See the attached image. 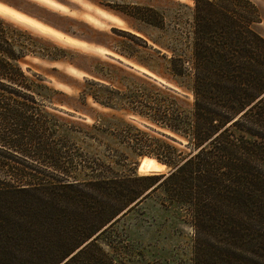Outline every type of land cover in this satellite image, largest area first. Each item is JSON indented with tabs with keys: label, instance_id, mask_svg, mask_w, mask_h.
Returning <instances> with one entry per match:
<instances>
[{
	"label": "trees",
	"instance_id": "16d2710c",
	"mask_svg": "<svg viewBox=\"0 0 264 264\" xmlns=\"http://www.w3.org/2000/svg\"><path fill=\"white\" fill-rule=\"evenodd\" d=\"M259 23L260 11L250 0H195L189 42L184 43L191 56L173 54L170 60L171 75L188 81L193 110L148 109L154 122L189 139L193 152L183 155L129 128L134 134L127 132L124 139L131 149L144 148L141 154L174 171L163 178L78 181L70 178L71 170L83 172L87 161L78 151L52 147L58 144L54 138L72 144L45 112L41 94L47 88L20 66L36 45L0 16V177L8 178L0 179V206L1 200L6 203L0 208V264H126V245L114 236L115 224L88 241L155 184L153 191L162 188L172 204L185 209L199 235L238 234L231 222L241 208V235L230 242L235 246L238 238H246L253 247L263 245L264 226L255 236L247 235L251 219L264 224V38L255 29ZM55 172L57 183L49 182L46 175ZM135 180L148 184L137 188ZM64 230H72L71 235ZM200 252L206 258L204 244ZM233 257L228 251V264H250Z\"/></svg>",
	"mask_w": 264,
	"mask_h": 264
},
{
	"label": "rangeland",
	"instance_id": "374dc122",
	"mask_svg": "<svg viewBox=\"0 0 264 264\" xmlns=\"http://www.w3.org/2000/svg\"><path fill=\"white\" fill-rule=\"evenodd\" d=\"M194 10L195 0H0V16L30 35L36 45L35 53L23 58L20 66L30 79L47 88L41 94L45 112L73 145L54 138L58 144L52 147L78 151L87 161L88 169L71 170L70 178H163L172 173V166L141 154L144 148L136 146L134 150L125 143L126 133L134 134L129 128L145 132L183 155L193 152L189 139L154 122L148 109L161 107L163 111L164 105H169L186 113L193 110L188 81L171 75L170 60L173 54L191 56L184 43L189 42L186 34L191 31ZM255 29L264 36V22ZM48 156L54 157V153L49 151ZM153 161L164 164L166 171L153 174ZM36 171L37 177L43 178L41 169ZM57 175L46 176L57 183ZM146 184L133 183L137 188ZM157 186L146 189L141 201L121 211L88 242L115 224L114 236L126 245V264H228V251L239 263L264 264L259 260L264 244L253 247L246 238H238L235 246L230 242L231 236L241 235V208L235 207L231 222L238 234L226 230L205 237L162 188L153 191ZM1 202L0 208H4L6 203ZM137 203L140 205L130 211ZM247 224L248 236H255L264 226L253 219ZM71 232L63 231L65 236ZM203 244L207 248L204 259L200 258Z\"/></svg>",
	"mask_w": 264,
	"mask_h": 264
},
{
	"label": "bare ground",
	"instance_id": "6f19581e",
	"mask_svg": "<svg viewBox=\"0 0 264 264\" xmlns=\"http://www.w3.org/2000/svg\"><path fill=\"white\" fill-rule=\"evenodd\" d=\"M145 158V157H144ZM143 159V158H142ZM141 164V163H140ZM166 171V166L161 165L160 163L153 161L151 166V172L156 174H162Z\"/></svg>",
	"mask_w": 264,
	"mask_h": 264
},
{
	"label": "crops",
	"instance_id": "0c3cea01",
	"mask_svg": "<svg viewBox=\"0 0 264 264\" xmlns=\"http://www.w3.org/2000/svg\"><path fill=\"white\" fill-rule=\"evenodd\" d=\"M262 0H253V2L259 7L260 15H261V23L257 24L256 26H260L263 24L264 20V2H261ZM257 31V30H256ZM258 32V31H257ZM261 35V34H260ZM263 38L264 36L261 35Z\"/></svg>",
	"mask_w": 264,
	"mask_h": 264
},
{
	"label": "water",
	"instance_id": "95a60500",
	"mask_svg": "<svg viewBox=\"0 0 264 264\" xmlns=\"http://www.w3.org/2000/svg\"><path fill=\"white\" fill-rule=\"evenodd\" d=\"M145 157H147V156H145ZM144 158V157H143ZM159 162V161H158ZM141 160H140V162H139V164H138V168H137V172H139V168H140V166H141ZM161 165H164V164H162L161 162H159Z\"/></svg>",
	"mask_w": 264,
	"mask_h": 264
},
{
	"label": "snow or ice",
	"instance_id": "6c2138e0",
	"mask_svg": "<svg viewBox=\"0 0 264 264\" xmlns=\"http://www.w3.org/2000/svg\"><path fill=\"white\" fill-rule=\"evenodd\" d=\"M3 11H4V12H8V11H9V9H7V8H4V9H3Z\"/></svg>",
	"mask_w": 264,
	"mask_h": 264
}]
</instances>
